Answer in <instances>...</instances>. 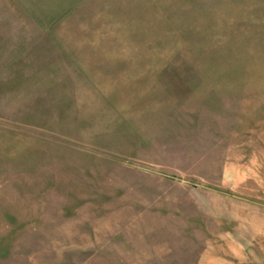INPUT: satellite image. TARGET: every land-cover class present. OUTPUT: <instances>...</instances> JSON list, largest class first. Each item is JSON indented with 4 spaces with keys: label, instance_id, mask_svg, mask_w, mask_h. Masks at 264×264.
I'll list each match as a JSON object with an SVG mask.
<instances>
[{
    "label": "rangeland",
    "instance_id": "rangeland-1",
    "mask_svg": "<svg viewBox=\"0 0 264 264\" xmlns=\"http://www.w3.org/2000/svg\"><path fill=\"white\" fill-rule=\"evenodd\" d=\"M0 264H264V0H0Z\"/></svg>",
    "mask_w": 264,
    "mask_h": 264
}]
</instances>
